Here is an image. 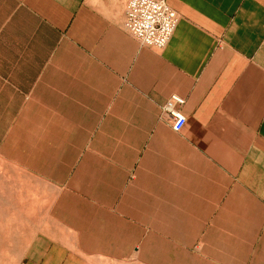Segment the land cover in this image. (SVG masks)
<instances>
[{"label":"crops","instance_id":"crops-1","mask_svg":"<svg viewBox=\"0 0 264 264\" xmlns=\"http://www.w3.org/2000/svg\"><path fill=\"white\" fill-rule=\"evenodd\" d=\"M127 2L0 0V109L54 90L74 123H138V171L155 174L156 197L200 206L185 220L253 205L264 221V0H165L178 23L161 51L124 29ZM172 95L179 132L164 110ZM51 249L45 264H78Z\"/></svg>","mask_w":264,"mask_h":264},{"label":"rangeland","instance_id":"rangeland-1","mask_svg":"<svg viewBox=\"0 0 264 264\" xmlns=\"http://www.w3.org/2000/svg\"><path fill=\"white\" fill-rule=\"evenodd\" d=\"M36 96L4 94L0 109V264H45L51 248L78 264H264L258 207L185 220L200 206L156 197L155 174L138 171V123L77 124L60 93Z\"/></svg>","mask_w":264,"mask_h":264},{"label":"built area","instance_id":"built-area-1","mask_svg":"<svg viewBox=\"0 0 264 264\" xmlns=\"http://www.w3.org/2000/svg\"><path fill=\"white\" fill-rule=\"evenodd\" d=\"M178 22L177 14L164 0H128L125 8L124 25L145 46L163 50L170 40ZM183 100L171 96L165 111L172 118V129L179 132L186 123L179 111Z\"/></svg>","mask_w":264,"mask_h":264},{"label":"bare ground","instance_id":"bare-ground-1","mask_svg":"<svg viewBox=\"0 0 264 264\" xmlns=\"http://www.w3.org/2000/svg\"><path fill=\"white\" fill-rule=\"evenodd\" d=\"M165 1V0H164ZM173 10V9H172ZM124 22H125V18H124ZM178 23V22H177ZM123 27H124V29L128 32V30L126 29V27H125V25H124V23H123ZM175 31V30H174ZM129 33V32H128ZM174 33V32H173ZM130 34V33H129ZM133 38H135L132 34H130ZM173 35V34H172ZM172 37V36H171ZM136 39V38H135ZM171 39V38H170ZM137 40V39H136ZM138 42H140L139 40H137ZM170 41V40H169ZM169 41H168V43H169ZM141 43V42H140ZM167 43V44H168ZM142 44V43H141ZM142 45H144V44H142ZM145 46V45H144ZM167 46V45H166ZM165 46V47H166ZM146 47H148V46H146ZM148 48H151V47H148ZM151 49H154V50H156L155 48H151ZM164 49V48H163ZM156 51H161V50H156ZM172 96H176V95H172ZM171 97V96H170ZM177 97H179V96H177ZM180 98V97H179ZM169 100V99H168ZM167 100V101H168ZM183 100V99H182ZM166 104V103H165ZM182 106V105H181ZM181 106H179V108L181 107ZM164 110H165V106H164ZM179 111H180V109H179ZM166 112V111H165ZM167 113V112H166ZM168 114V113H167ZM169 116V115H168ZM170 117V116H169ZM171 118V117H170ZM171 120H172V118H171ZM172 123H173V120H172Z\"/></svg>","mask_w":264,"mask_h":264}]
</instances>
